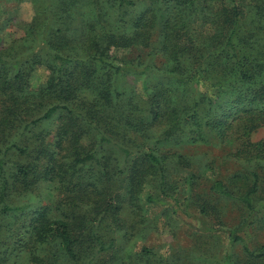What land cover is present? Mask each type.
Masks as SVG:
<instances>
[{
	"label": "trees",
	"instance_id": "trees-1",
	"mask_svg": "<svg viewBox=\"0 0 264 264\" xmlns=\"http://www.w3.org/2000/svg\"><path fill=\"white\" fill-rule=\"evenodd\" d=\"M48 1V20L36 33L38 44L0 50V219H25L20 248L32 264H42L45 250L55 264L61 258L81 264L78 248L85 234L79 230L90 229L89 239L98 240L103 249L102 219L113 213L121 224L126 196L134 199L140 192L138 177L159 173L161 185L166 182L169 155L157 145L206 140L209 134L241 141L236 150L242 170L228 181L216 180L213 189L244 205L247 215L236 227L221 223L207 229L244 241L240 232L264 220V200L256 202L259 174L253 167L264 158V139L251 138L264 120V0H153L170 12L142 11L131 20L126 14L148 0ZM206 21L217 30L205 39L200 25ZM113 47L139 53L114 63L109 54ZM37 65L48 73L33 86ZM127 75L143 78L144 97L118 83ZM161 129L155 143L144 144ZM51 133L53 138L47 139ZM90 135L96 146L82 143ZM85 166H98L91 173L93 188H85L97 194L88 201L97 211L93 216L54 219L48 206L28 209L13 200L19 190L42 180L59 182L64 192L74 193L82 187L79 174ZM114 166H130L128 194H109L121 172ZM104 177L101 188L98 182ZM208 207L202 204L201 213ZM244 248L250 262L264 258V246L252 249L244 242Z\"/></svg>",
	"mask_w": 264,
	"mask_h": 264
},
{
	"label": "rangeland",
	"instance_id": "rangeland-1",
	"mask_svg": "<svg viewBox=\"0 0 264 264\" xmlns=\"http://www.w3.org/2000/svg\"><path fill=\"white\" fill-rule=\"evenodd\" d=\"M149 1L132 9L126 14V19H135L142 11L147 15L151 11L159 15L170 12L165 4ZM108 4L105 2V8L113 12ZM49 5L48 0H0V50H27L38 44L37 34L42 21L48 20L46 15ZM36 18L38 21L32 25ZM79 19L80 17L74 18V21L78 22ZM200 26H203L202 36L205 39L206 35L215 34L217 30V25L210 21ZM138 53L137 49L118 47L109 51L110 60L114 63L133 59ZM47 73V69L37 65L32 76L33 86L44 81ZM118 83L124 88L134 89L142 97L147 92L143 78L138 76L118 78ZM161 131L162 129L156 135L152 134L144 144L155 143L161 137L158 135ZM238 133L240 131L234 135L238 136ZM52 138L53 133L47 139ZM251 138L254 141L264 139V120L251 132ZM96 142L97 139L94 140L92 135L82 139V143L90 147L96 146ZM139 142H143V139H139ZM240 143L239 139L225 140L219 135L209 134L206 140L163 142L157 145L160 153L169 155V159L166 157L165 160L168 166H164L166 182L161 185L159 173L142 174L141 179L138 177L136 188L140 192H137L134 199L126 196L118 216L121 224L118 225L113 220L117 219L113 213L102 219L99 238L105 240L103 249L99 250L98 240L89 239L90 229L79 230L78 234H85L78 248L84 259L81 264H264V258L258 263L250 262L244 248V242L252 249L264 246L263 219L259 225H252L247 231L240 232L244 241L233 240L224 231L207 229V225L218 227L221 223L227 228L236 227L247 215L244 205L232 198L221 196L213 189L216 180L228 181L242 170L244 162L236 150ZM97 167L83 168V172L79 174L84 179L80 183L82 187H77L74 193L64 192L65 189L59 182L42 180L31 185L28 190H19L13 200L26 205L28 209L48 206L50 216L54 219L90 217L97 211L88 201L95 199L97 194L85 188H93L90 184L93 182L91 173L96 172ZM253 167L259 174L256 202H261L264 200V158ZM114 168H119L121 172H117L109 194L115 197L117 194H128L129 190L125 185L129 183L130 166ZM98 184L101 188L105 187V177ZM149 195L154 198L148 200ZM68 196L74 198L71 204L66 201ZM205 203L209 207L206 212L201 213L200 208ZM23 222V217L18 219L15 216H4L0 219V264H32L29 254L20 248V233L21 238L26 235V228L20 227ZM40 259L42 264H55L52 253L48 250L40 253ZM58 264L73 263L61 258Z\"/></svg>",
	"mask_w": 264,
	"mask_h": 264
}]
</instances>
